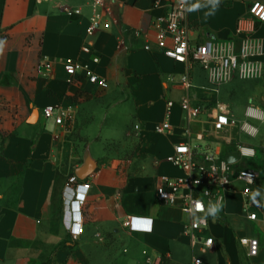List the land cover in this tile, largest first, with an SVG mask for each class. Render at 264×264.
<instances>
[{"label": "crops", "instance_id": "0c3cea01", "mask_svg": "<svg viewBox=\"0 0 264 264\" xmlns=\"http://www.w3.org/2000/svg\"><path fill=\"white\" fill-rule=\"evenodd\" d=\"M172 1L108 0L109 28L86 36L91 0H0V40L5 41L0 53V264H189L192 259L244 264L241 251L254 264H264V158L253 169L257 179L248 198L233 188L243 182L230 178L220 210L201 234L213 237L211 249L191 243L189 224L196 215L155 198L161 177L186 175L169 160L176 145L187 144L192 159L208 166L243 143L237 129L216 132L212 125L219 106L229 105L223 101L225 90L243 79L234 77L214 89L200 64L174 62L156 45L153 22L166 16ZM254 1L264 3L187 0L189 40L237 41V27L250 26L247 7ZM253 36L264 47V22L254 24ZM85 44L90 52L82 50ZM67 58L87 64L105 85L90 82L82 71L69 77L63 66ZM41 60L49 70L37 69ZM261 60L264 65V54ZM186 95L199 110L189 124L179 105ZM167 100L174 101L171 127L156 133L153 127L165 120ZM45 106L65 111L64 123L43 117ZM254 124L259 130L260 123ZM103 127L106 143L94 158L92 143ZM87 148L97 165L85 179L76 177L89 187L81 207L83 231L72 235L65 188ZM206 155L215 158L206 160ZM244 163L230 164L246 169ZM251 213L255 220L249 219ZM128 218H133L130 227ZM243 219L258 222L259 237L240 233ZM137 221L151 223L145 227ZM240 237L258 239L257 257H247Z\"/></svg>", "mask_w": 264, "mask_h": 264}, {"label": "built area", "instance_id": "2783aa9c", "mask_svg": "<svg viewBox=\"0 0 264 264\" xmlns=\"http://www.w3.org/2000/svg\"><path fill=\"white\" fill-rule=\"evenodd\" d=\"M226 1V0H213ZM92 14L85 29L86 36H91L99 29H107L111 24V8L108 0H91ZM247 12L250 26L247 29L237 27L236 33L240 35L237 41L233 39L223 41H204L192 43L188 38L187 23V0H173L167 7L164 18H158L153 22L156 45L163 54L177 63L196 62L206 71L208 81L213 85L227 82L237 77L243 80L258 79L263 75L264 65L261 57L264 54L263 42L253 36V26L256 23L264 22V3L254 1L248 4ZM71 14L72 11H68ZM103 15L108 17L102 19ZM169 42V43H168ZM149 49V46H145ZM84 52H90V47L85 44L82 47ZM92 61L98 62V57L93 56ZM63 66L66 74L71 77L78 71H82L90 82H98L105 85V80L99 78L87 64H81L72 59H64ZM50 64L41 60L37 69L49 70ZM187 88L191 86L187 78L181 80ZM174 101L167 100L165 109V120L156 123L153 130L156 133H166L171 125L168 122L171 107ZM179 105L184 112L186 123L189 124L199 115L197 107L191 106L190 99L186 95L181 98ZM56 112V115H55ZM45 118L55 116L57 124H63L67 114L63 110L55 111L53 106H45L42 109ZM254 122L264 123V111L253 104L245 106L243 119L233 116L230 105L222 104L212 122L214 131H226L237 129L247 137H255L258 134V127ZM134 128H138L135 125ZM238 155V162L241 159H252L256 150L252 145L241 142L236 143L235 151ZM215 157L205 156L206 160H213ZM174 164L186 169V175L177 178L161 177L155 187V198L157 202L168 205L178 204L196 215L189 224V237L192 245L196 242L201 244L202 251L211 249L214 245L213 237L201 236L208 229L209 221L213 212H218L223 203V194L230 186V178L236 177L244 184L242 194L248 198L252 193L253 186L257 179V173L253 169L231 168V164L225 159L208 166L195 162L191 157V149L187 144L181 143L174 147V153L169 157ZM88 183H79L76 176L68 179L65 188V211L68 215L69 230L72 235L80 234L82 229L81 207L86 199ZM200 205L198 208L197 206ZM79 217V219H77ZM249 219L255 220L256 214H249ZM133 218H128L125 224L130 227ZM80 231H75L76 226ZM211 241V243H209ZM239 244L245 248L249 258H255L259 254V241L254 237H240ZM189 264H202L197 259H192Z\"/></svg>", "mask_w": 264, "mask_h": 264}, {"label": "rangeland", "instance_id": "374dc122", "mask_svg": "<svg viewBox=\"0 0 264 264\" xmlns=\"http://www.w3.org/2000/svg\"><path fill=\"white\" fill-rule=\"evenodd\" d=\"M209 87L211 86L208 84ZM232 86H235L233 88L225 90L224 95L222 94V91H219L217 95H223V101L228 103L232 106L234 109V116L237 119L243 118V109L246 104H254L261 108L264 111V72L262 77L259 80L253 81V80H238L235 79L232 82ZM214 89H218V85H212ZM221 88V87H220ZM222 90V89H220ZM106 127V126H105ZM103 127V130L99 132V140L92 143L91 147V153L94 158L98 156V151H102L103 146L106 143L105 136L107 134V131ZM241 140L244 144H249L256 146L258 151L256 153V156L252 159H241V161L246 162L242 164L244 168H251L256 169V167L259 166V162H261L264 158V123L259 124V133L255 137H247L245 135H241ZM232 168L236 169L239 165L232 164ZM238 169V168H237ZM264 171V170H263ZM262 178H264V175H261ZM261 180H257L256 185V191L260 192L262 189ZM234 189L242 190L244 188V185L241 183H236V185L233 187ZM240 233L243 235H256L259 237L260 230L258 228V222L256 221H248L246 219L241 220L240 224ZM240 252V251H239ZM240 257L243 258L242 261L244 264H254L251 262V260L244 257L243 252L241 251ZM210 258H212V255L207 254ZM215 258V256H213Z\"/></svg>", "mask_w": 264, "mask_h": 264}, {"label": "water", "instance_id": "95a60500", "mask_svg": "<svg viewBox=\"0 0 264 264\" xmlns=\"http://www.w3.org/2000/svg\"><path fill=\"white\" fill-rule=\"evenodd\" d=\"M228 163H234L238 160V155L235 152H229L225 156ZM97 162L91 157L89 149L87 148L83 156V164L75 170V176L79 180L88 177L96 168Z\"/></svg>", "mask_w": 264, "mask_h": 264}, {"label": "snow or ice", "instance_id": "6c2138e0", "mask_svg": "<svg viewBox=\"0 0 264 264\" xmlns=\"http://www.w3.org/2000/svg\"><path fill=\"white\" fill-rule=\"evenodd\" d=\"M77 219H79V217H77ZM137 225H143V226H148L150 224V221H137L136 222ZM79 226L77 225L76 228H75V231H79Z\"/></svg>", "mask_w": 264, "mask_h": 264}, {"label": "clouds", "instance_id": "9594fccd", "mask_svg": "<svg viewBox=\"0 0 264 264\" xmlns=\"http://www.w3.org/2000/svg\"><path fill=\"white\" fill-rule=\"evenodd\" d=\"M4 40H0V53H2L3 52V46H4ZM198 208L200 207V205H198L197 206ZM213 216L215 217V212H213ZM150 223H151V221H150ZM80 229V228H79ZM80 231V230H79ZM79 231H77V232H79ZM209 243H211V241H209Z\"/></svg>", "mask_w": 264, "mask_h": 264}]
</instances>
